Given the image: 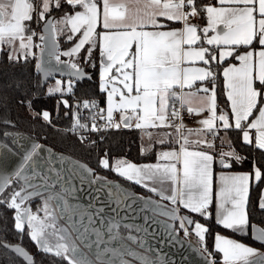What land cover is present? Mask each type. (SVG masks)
Returning a JSON list of instances; mask_svg holds the SVG:
<instances>
[{
    "label": "snow or ice",
    "instance_id": "snow-or-ice-1",
    "mask_svg": "<svg viewBox=\"0 0 264 264\" xmlns=\"http://www.w3.org/2000/svg\"><path fill=\"white\" fill-rule=\"evenodd\" d=\"M66 3L73 9L79 7L83 10L76 11L74 15H66L55 23L48 21L45 30L56 33L63 32L67 28L72 33L68 37L69 40H72L77 33H81V37L74 47L62 53L58 52L57 45L53 42L48 56L53 57L58 64H62L61 55L72 57L87 44L90 45L88 48L90 57L92 51L97 46L99 47L101 57L100 87L101 91H107L109 124L112 122L114 111H120L121 122L126 128L132 127L133 119L137 121L135 124L137 129L158 126L157 122L162 126L167 120L169 100L173 101L171 114L178 117L179 111L175 108V103L182 101L181 106H183V103H189V98L195 95L191 92L184 93L183 89L185 87L191 89L196 81L211 80L213 88L210 95H208L210 91L208 88L198 90L206 94L204 97L205 107L195 111L197 114L205 110L210 112L209 118L202 120L201 123L213 135H215L214 122L217 119L222 121L224 129L232 127L226 114L217 117L215 75L211 69L182 67V64L186 62L203 61L205 65H209L211 61L217 60V56L212 53L210 48L195 47L201 40V36L197 35V26L189 23V17L198 14L195 0H123L118 4H113L110 0H102V11L96 0H66ZM218 3L221 5L220 7L209 5L203 9L207 13L208 26L202 31L207 45L220 49L219 61H223L226 57H232L237 47L251 46L257 38L262 48L256 53L247 51L237 54L235 59L240 62V66L225 68L223 76L227 99L230 101L231 112L234 115V127L243 130L245 143L252 144L249 132L244 130V122H247V128L256 130L255 147L264 150V0H218ZM240 5L243 7H239ZM55 6L60 7L59 0H56ZM186 6L191 7L190 12L184 11ZM42 9L39 13L40 20H43L49 11L50 0H42ZM33 11L34 7L28 0H0V45L13 46L19 41L21 52L32 47L35 33L26 35L29 29L25 21L33 20ZM256 12L260 16L258 21L254 15ZM161 18L172 22H182L183 28L169 31L147 30L149 27L152 29L165 27L161 23ZM56 24H61L64 27L58 29ZM98 25L102 31H97ZM209 31L214 32L215 35L208 37ZM40 39L45 40V36H40ZM41 51L43 52V49ZM25 54L31 53L25 52ZM254 56L258 57L255 61ZM9 59H16L15 49ZM70 67L74 70L71 75L83 77L84 74L76 63H71ZM254 68L256 69L255 75ZM50 74L51 72L46 71L45 78ZM257 81L260 85L259 89L255 86ZM56 84V88L49 89V94L61 91L60 81L57 80ZM109 85H111L110 91H108ZM117 85L122 87H117ZM176 89L181 90L180 94ZM68 91H72L71 84H69ZM116 96L119 97L118 101L115 99ZM64 103L67 105L66 101ZM28 106L31 107L30 101ZM83 106L85 108L96 107V103L93 101L89 104L85 101ZM187 111L191 113L194 109L188 107ZM42 116L45 121L50 122L47 111H44ZM250 118L252 119L250 120ZM114 126L118 129L120 124L117 123ZM86 127L77 119L70 131L75 133L78 128ZM181 127L182 125H178L177 131ZM91 130L98 131L95 123ZM84 139L86 138L81 137V142ZM189 143L185 138L179 153L175 151L161 152L158 159L167 162L164 164L158 162L137 165L124 159H117L110 166L109 160L105 156L100 160V165L105 169L110 168L128 181L147 188L160 196L161 199L169 200L173 205L179 202L184 209L207 219L211 215L209 208L212 204L213 156L204 151H189L186 147ZM199 143H203V141ZM207 146L213 147L211 143H208ZM40 150L41 146L36 144L32 146L31 151L26 152L19 170L15 173L17 179L24 180V184L19 190H14L11 193L9 200H0V203H7L8 208L16 210L15 228L19 232H23L27 225L30 239L39 250L61 257L67 261V264H130V261L125 257H131L142 264H152L147 257L123 243V238L119 233L122 218L118 211L115 216L108 219L106 224L104 218H101V225L106 229L108 237L105 239V231L91 227L95 224V220L88 209L69 205L58 193H54L44 202V207L40 210L44 212L43 218L32 213L28 208L22 209L21 206L25 201L34 195H39L36 190L28 191L29 188L35 189V186L24 174L30 170L34 177L40 176V172L36 171L38 165H35L34 160ZM220 155L222 157L221 164L225 167L230 165L225 163L223 157L241 159L234 152H221ZM57 159L62 164L68 165L66 171L72 175H78L81 172L87 173L89 184H97L102 179L101 177H97L95 180L91 179L92 170L87 165L72 160L70 157L59 156ZM64 172V169L49 168L42 177V187L54 189L59 185L62 190L67 191L65 186L70 181L66 179ZM255 178L256 180L261 179L259 170L255 172ZM220 179L224 186L221 187L217 195L216 223L224 229L247 234L249 220L246 198L249 176H221ZM149 181L151 184L148 183ZM11 183V179L0 180V195L7 187L11 186ZM168 183L171 184V194L165 195L167 191L165 185ZM154 185H160V187L157 188ZM100 187L110 189L109 195L116 197L115 203L118 207L124 200L135 201L136 199L123 191L118 184L112 185L105 182L100 184ZM49 200L57 203L60 208L59 214L50 208ZM61 201H63L62 204ZM143 203L148 206L155 202L143 201ZM259 207L264 210V198L260 200ZM103 212L104 209L100 208L96 210L95 214L99 215ZM163 214L171 215L174 219L178 218L176 209ZM74 215H79V223L72 220ZM85 216L87 224L84 223ZM59 219H64L68 227H59ZM185 221L189 225L193 224L191 219L183 217L180 218L181 228H184ZM124 226L132 227L131 225ZM69 228H71V232H69ZM184 231L187 235V228H184ZM207 231L206 227L195 222V234L201 242L205 240ZM73 233L83 247L78 246L76 241L72 240ZM49 235L56 236L58 243L55 246L49 243L47 238ZM127 239L136 242L134 236H129ZM255 239L264 241V230H261ZM114 242L115 246H111ZM102 244L103 248H101ZM140 246H144L143 241ZM215 249L223 254L224 264H236L239 261H243V264H251L247 258L255 255L252 247H247L219 234L215 237ZM11 250L22 257L27 264H34L33 258L24 248L16 246Z\"/></svg>",
    "mask_w": 264,
    "mask_h": 264
},
{
    "label": "trees",
    "instance_id": "trees-1",
    "mask_svg": "<svg viewBox=\"0 0 264 264\" xmlns=\"http://www.w3.org/2000/svg\"><path fill=\"white\" fill-rule=\"evenodd\" d=\"M210 4H216V0H195V7L198 13L197 18L200 24L206 22L207 13L203 9ZM79 9L81 8L77 7L73 9L66 3V0H61L60 7L57 8L53 4L50 11L46 13L45 19L43 21L39 20L38 26L35 25L34 11L32 13L33 20L26 22V25L30 24V30L32 32H34L35 26L36 30H41L44 21L48 17L53 16L54 21L60 20L66 15L74 14ZM175 24L177 23H172V25ZM63 27L61 25V28ZM70 35L65 28L60 35L58 34L56 36L61 42V51L70 48L78 39V35H75L72 40H69L68 37ZM253 44L256 46L257 42L255 41ZM89 47L90 45L86 44L75 56L66 57L61 55L60 59L70 63H76L78 67H84L91 74L90 80H75L73 88L80 99L84 97H100L104 101V91H101L100 88L99 69L101 57L99 47L97 46L92 51L90 57L88 55ZM247 48L249 46H240L237 51ZM10 54L11 51L8 45H1L0 120H7L14 123L20 132L38 139L55 151L84 162L109 177L118 178V175L110 170V168L105 169L100 165V160L105 158V156L109 160L110 166L117 159H124L136 164L157 161L159 149L162 145H155L152 148H148L143 134L136 129L122 127L106 131L102 134L101 138L99 135L90 132L86 136L87 140L81 142L80 137L70 131L73 126L72 123L75 121L73 108H80L79 104L77 106V101L73 97L64 99L58 92L49 94L48 86L51 81L45 86H42L40 71L36 69V57L34 53L16 55V59H9ZM233 61H235V58L231 57L223 62H215L210 66L211 71L215 75L217 105L227 114H230V109L223 83L222 68ZM205 82L213 85L211 80H206ZM29 101L31 102V107L28 106ZM65 101L67 105H65ZM44 111L49 113L50 122L43 119L42 113ZM224 131L226 132L228 142L222 140L221 134ZM212 145L213 147L210 149L215 157L216 172L221 169L248 171H254L255 167L260 169L261 179H254L250 187L247 211L249 224H257L264 228V210H261L259 207L264 188V150L257 149L254 140H252V144L245 143L243 131L236 128H229L227 130L220 128L218 130L217 140ZM221 152H234L241 159L237 160L235 157H223L225 163L230 165L229 167H225L219 163V160L222 159ZM126 184L136 190L135 187L137 186L132 182L126 181ZM143 193L148 192L143 189ZM9 197L10 190L7 189L0 195V200L7 201ZM209 209L211 214L210 218H204L203 221L208 226V237L206 239L211 250H214L213 240L214 234L217 232L242 239L255 247L264 249V242L258 241L250 235H239L232 230H227L217 225L214 214V198H212V204ZM15 213L16 210L8 208L7 203H0V264H27L22 257L11 250V246L17 245L22 246L27 251L33 258L34 264H67L65 259L39 250L37 245L30 239L29 229L27 227L24 228L23 232H19L15 228Z\"/></svg>",
    "mask_w": 264,
    "mask_h": 264
},
{
    "label": "crops",
    "instance_id": "crops-1",
    "mask_svg": "<svg viewBox=\"0 0 264 264\" xmlns=\"http://www.w3.org/2000/svg\"><path fill=\"white\" fill-rule=\"evenodd\" d=\"M60 1L61 0H59V3H60ZM28 2L32 4V0H28ZM96 2L98 3V6L101 8V11H102V7H103L102 0H96ZM110 2L113 3V4H118V3L123 2V0H110ZM55 3H56V0H50V9H51L52 5L55 4ZM210 6L220 7L221 5H219L218 0H216V4H210ZM224 6L225 7H233L232 5H224ZM239 7H243V5H240ZM256 7L258 9V2L256 4ZM187 8H184V11L185 12H190L191 11V7L187 6ZM50 9H49V11H50ZM82 10L83 9L81 8L78 11H82ZM74 14H72V15H74ZM254 15H256V19L258 21L260 19V16H259L258 12L254 13ZM26 22H28V21H25V24H26ZM54 23H55V21H54ZM161 23L164 24L165 27H163L161 29H152L151 27H149L147 30H149V31H151V30L169 31V30H179V29L183 28V23L182 22H172V21H167V20H164L163 18H161ZM172 23H177V24L172 25ZM189 23L193 24V25L195 24L194 23V19L192 17H189ZM205 23H201V24L203 25ZM196 25H197V35L201 36V40L197 43V45H195V47H201L202 46V47L210 48L212 53L217 56V60L216 61H211L209 65H205L203 63V61L186 62V63L182 64V67L210 68L211 69L210 66L212 64H214L215 62H223L224 60L231 58V57H226L223 61H219V51H220V49L216 48L215 46L207 45L205 37H204V33L202 31L205 27L201 28L200 24H196ZM27 26H28L29 31L26 32V35L32 33V30H30V24H27ZM220 27H222V26H220ZM66 31L69 32L72 35V33L67 28H66ZM97 31L98 32L102 31V28L99 25L97 27ZM56 34L58 35L59 32H56L55 35ZM76 35H78V39L75 41V43L70 48L61 51V53L65 52V51H69L72 47L75 46V44L78 42L79 38L81 37V33H77ZM255 41L257 42L256 46H254V44H252L251 46H249V48H247L245 50L237 51L238 48H239V47H237L235 49L234 54H233L232 57L235 58V56L237 54H243V53H245L247 51H252L253 53H256V52L262 50L261 46L258 43V38ZM34 43H35V38L33 36L32 47L29 50H25V52H30V53L33 52V50L35 49ZM0 47H1V45H0ZM8 47L10 48L11 53L15 49L16 55H25V52H21L19 50V41H17L15 43V45H13V46H9L8 45ZM75 55H73V56H75ZM256 59H258V57L254 56V61ZM231 66L239 67L240 66V62L235 59V61L226 64L222 68V74H223V71H224L225 68H228V67H231ZM255 71H256V69L254 68V75H255ZM50 81H52V80H50ZM205 81H203V82L196 81L193 84V87L191 89H189L187 87H185L183 89L184 93H189V92L195 93V95H193V96H191L189 98V101H190L189 103H183L185 108L191 107V108L194 109L193 112L195 114V120H193V121H187L186 120L184 122L185 126L188 129H192V130H187L184 133L183 140L181 142L178 141L177 130L174 127L175 117L171 114V111H170V108L173 105V101L172 100L168 101V104H169L168 116H167V120H166L164 125L161 126V125L157 124L158 126H154V127L150 126V127H146V128H143V129H137L135 127V124H136L137 121L135 119H133L131 121L132 127H130L129 129L139 130L143 134L145 143L148 145V148H152L155 145H162L161 148L159 149L158 157H159V154L161 152H165V151H175V152L179 153L181 145L184 143V139L185 138H187L188 141L190 142L189 144L186 145V147L188 148L189 151H204V152H206V153H208V154L213 156V163H212V198H214V208H215L214 209L215 210L214 214H215V219H216L217 202H218L217 201V195H218L221 187L224 186L222 184L221 179H220L221 176H224V177L239 176V175H248L249 176L248 192H247V198H246L247 199V204H248V197H249L250 187H251L252 181L254 179H256L255 178V172L257 170L260 171V169L258 167H255L254 171L231 170V169H221V170H218L217 172L215 171V157H214L211 149L207 145H208V143L213 144V142L215 141V139H213V138L217 137L218 132L215 131V135H213V133L208 131L207 128L201 123L202 120L209 118V116H210V112L209 111L205 110V111L199 112V114H197V111H195L196 109H200V108H204L205 107L204 97H205L206 94L203 93L202 91H198V90L199 89H203V88H208L210 90L208 95H210L211 89L213 88V85H211L209 83H206ZM100 82H101V80H100ZM223 83H224V87H225L224 76H223ZM257 83H258V81L255 82V86L259 89L260 85L257 84ZM176 91H177L178 94H180V92H181L180 89H176ZM225 92H226V95H227L226 87H225ZM104 102H105V105L107 106V91H104ZM216 102H217V99H216ZM176 103H182V101H177ZM228 104H229L230 114H227L224 110L219 108L218 105H217V109H216V114H217V117H219L222 114H226L228 116V118H229V123L232 125V127H230V128H235L234 127L235 120H234V115L231 112L230 101H228ZM120 114H121L120 111H114L113 118H112L113 126L116 123L120 124V122H121ZM126 114H130V113H126ZM105 116H106V119H107V108H106ZM251 119L252 118H250V120ZM244 123H245L244 130H247L249 132L250 139L254 140V143H255L256 130L247 128L246 127L247 122H244ZM122 127H124L123 123L121 124V126L119 128H122ZM218 127L224 129L223 128V123L219 119H217L214 122V129H216ZM114 129H117V128L114 126ZM225 130H227V129H225ZM9 133H11V132H9ZM9 133H7L8 137H10ZM221 135H222V140H224L225 142H228V138H227L226 132L224 131V133H222ZM176 137H177V144H176ZM10 139L12 140V138H10ZM161 141H163V142L161 143ZM200 141H203V143H199ZM15 151L16 150H15V147L13 145V142L11 144L7 140L3 141L2 139H0V180H3V178L7 176V175L4 174V172H6L7 167L10 168V164L12 162H14L13 159H14ZM2 154H5V159L3 161H2ZM161 161L162 160L157 159V161H155V162L146 163V164H156V163L161 162ZM162 162L167 163L166 161H162ZM134 164H136V163H134ZM226 164H228V163H226ZM137 165H143V164H137ZM178 167H180V165H178ZM90 168H91V170L93 169V172H94L95 169L93 167H91V166H90ZM80 180H81V177H80ZM101 182L102 183L107 182V183L112 184V185L117 184L113 179H110V178H107V177H103L101 179ZM148 183L151 184V181H149ZM93 186H95V185H93V184L90 185L91 188ZM154 186L157 187V188L160 187V185H154ZM104 188L106 189L105 192L108 194L111 202H112V200H114L113 201V206L118 208L117 204L115 203L116 197L109 195L110 189L108 187H104ZM165 188L167 189V191L165 192V195H170L171 194V184L170 183L166 184ZM121 189L123 191H125L126 193H128L131 197H135L136 198L135 201H133L132 199L124 200L123 203L121 204V207H125V208H128V209L129 208H137V209H139V212H140V216H141L140 218H142L143 220H148L149 222H151V218H153V214L156 213V210L158 209L157 205L154 203V204H150L148 206H145L143 201H147V200H144V196H143L144 194L134 193V192L128 190L127 188H122L121 187ZM85 190H87V189L84 188L81 191H85ZM150 193H151V191H150ZM153 194L156 195L155 193H153ZM95 196H96V192L92 193V197H95ZM156 196H150V197H146L145 196V197L148 200L150 199L151 201H154V202L156 201L155 199H157L159 201H162V200L166 201V199H161V197L158 196V195H156ZM262 198H264V188H263V191H262L261 199ZM79 201L83 202V200H81V199ZM247 204H246V210H247ZM228 206H230V205H228ZM176 207H178V209L179 208L184 209L182 207V205L179 204V202H177ZM184 211H187V212L191 213L187 209H184ZM209 212H210V209H209ZM247 214H248V211H247ZM156 219H157L158 226H159V219L157 217H156ZM195 222H199L201 225H203L204 227H206L208 229V226L203 221L199 220V221H195ZM195 222H193V224H192V227H191L192 229L195 228ZM159 228H161V226H159ZM253 229H255V231H253ZM261 230H264V228H262L261 226H259L257 224H252V225L249 224V226H248V234L247 235H244L243 233H240V232H236V233L239 234V235H242V236L250 235V236H252V238L255 239L256 236H259ZM161 232L163 233V231L162 230L159 231L158 240L154 241V245L158 246L157 249H158L159 253H139L142 256L147 257L148 260H150L152 262V264H202L203 262H208V261L210 262V264H216L215 260H214V258L212 256H210L207 253H204L203 250L200 247L196 246V245H195L196 249L190 248V249L186 250L185 248H182L183 247V244H182L178 248L180 250L182 249L183 253H176L177 252V248L176 247H177L178 244H177V241H175L174 253H168V250H166V247H170L171 245L169 243V239L167 237H165V236L163 237ZM217 234H219L221 236H224L225 238L235 240L238 243H242V244H244L247 247H252L254 249V251H255V255L249 256L247 258L248 261H250L251 264H264V249L255 247V246L243 241L242 239H239V238H236V237H233V236L221 233V232L215 233L214 234V240H213V247H214V251L216 252L215 255H216V257L219 260V263H217V264H224V262H223V254L218 252L215 249V237H216ZM181 236H183V235H181ZM183 238L185 239L186 237L183 236ZM256 240H258V239H256ZM148 241H149V239H148ZM258 241H260V240H258ZM261 242H264V241H261ZM147 247H150V246L147 245ZM164 247H165V249H164ZM150 248L148 249L149 251H150ZM197 249L200 252H202V253H200ZM125 258L128 259L129 257H125ZM141 264H142V262H141ZM236 264H243V261L236 262Z\"/></svg>",
    "mask_w": 264,
    "mask_h": 264
},
{
    "label": "flooded vegetation",
    "instance_id": "flooded-vegetation-1",
    "mask_svg": "<svg viewBox=\"0 0 264 264\" xmlns=\"http://www.w3.org/2000/svg\"><path fill=\"white\" fill-rule=\"evenodd\" d=\"M31 53H33V52H31ZM9 132L16 133V132H20V131L17 129V127L14 123L9 122L7 120H0V139H2L3 141L7 140L11 144L13 142V145H14L15 150H16L15 152L21 156H23V154L25 155V152L31 151L32 148L29 149L26 142L22 141L21 139L19 140L16 137L15 138L14 137H8L7 133H9ZM10 138H12V140ZM39 143L44 144L41 141H39ZM52 150H53L55 155L53 154ZM52 150H46L44 152L43 149H41L39 151L38 155L36 157H34L35 165H38V167H36V171L40 172L39 177H34L33 173L30 170L25 172V174H24L26 177H29V182L35 186V189L29 188L28 191L32 192V191L36 190L39 192V195H34L31 199H29L28 201H25V203L21 207H22V209L23 208L30 209L32 213L37 214L41 218L44 217V212L40 211L44 207V202L46 200H48V198L51 195H53L54 193H58L61 196H63L64 200H66L69 205L75 206V207L80 208V209H88V211L93 214V219L95 220V224L92 225L91 227L100 228L102 231H105V239H107L108 237H107L106 229L104 227H102V225H101V218H104V221L106 224L108 222V219L111 218L112 216H115L117 214V211H118L119 216L122 218L121 219V226L119 228V233H120V236L123 238V243H125L126 245H128L129 247H131L134 251H136L138 253H159L158 249H157L158 246L154 245V241L158 240V238H159L158 234H159L160 230H162L163 233L165 234L164 235L161 232L162 236L167 237L169 239V243L171 245L170 247H166V250H168V253H174L175 241H176V237H175L174 232H177L179 235L180 234L182 235V229L185 228V225L187 226V228L192 230V228H190L188 226L186 221L184 222V228H181V226H180V218H182L181 214H186L188 216V218L191 219L193 222L199 221V220L203 221V219L205 218L199 214H194V213L192 214V213H189L187 211L184 212V211H182V208L178 209V207H176V205H174V207L172 209L177 210L178 218L174 219V218H172V216L169 215L166 217V219H163V218H161V214L159 212L160 207L163 205V202L159 201L157 199H155L156 200L155 204L159 207H158V210L156 211V213L153 214V218H151V222H149L148 220H143L142 218H140L141 217L140 212H139V209H137V208H129L128 209L125 207H121V205L118 208H116L113 206L114 200H112V202H111L108 194L105 192L106 189L100 187V184H102L101 181L97 184H93L95 186H93L91 188L90 185H92V184L88 183L89 177H88L87 173L81 172V174H78V175H72L71 173H68L66 171L68 165L62 164L57 159L59 156H61L62 153L55 151L54 149H52ZM64 157L69 158L67 156H64ZM70 158L72 160L82 162V161H79L78 159H76L74 157H70ZM2 159H5V154H2ZM20 166H21V164H20ZM20 166L16 169V171L12 174V176L10 178L12 180L11 186L7 187L4 190V191H6L7 189H9L10 190V196L14 190H19L21 188V186L24 184V180L22 178L17 179L15 176V173L19 170ZM49 168H55L57 170H61V169L65 170V172H64L65 177H66V179H69V181H70L65 186L67 188V191L62 190L59 185H57L54 189H45L44 187H42V184H43L42 177L44 175V172H46ZM88 168L90 169V167H88ZM80 177H81V180H80ZM96 177H101V178L107 177V178L113 179L118 185H120V187L127 188L128 190H130L134 193H140V192H138L140 187H141L140 185H137V184L132 182L133 184H135L137 186V187H135L136 190H134L133 188L129 187L126 184V181H128V180H126L120 176H118V178H113V177H109V176H107L101 172L98 173L95 170L93 172V169H92L91 179L95 180ZM128 182H131V181H128ZM49 183H51V181H49ZM84 188L87 190L81 191ZM141 189H144L148 192V193H144V195H143L144 200L151 201L150 199L148 200L146 197L156 196L152 192L150 193V191L144 187H141ZM94 192H96V196L92 197V193H94ZM9 199H10V197H9ZM80 199L83 200V202H80L79 201ZM60 203L62 204L63 201H61ZM49 205H50L51 209H54L59 214L60 208L57 206V203L55 201L49 200ZM100 208H103L104 212L100 213L99 215H96L95 214L96 210L100 209ZM114 210H116V211H114ZM156 217L159 219V226H161V228H159V226H158V222H157ZM72 220L74 222L79 223L80 222L79 215H74L72 217ZM84 223L87 224V217L86 216L84 218ZM124 225H131L132 227H125ZM58 226L59 227H68V225L65 223L64 219L58 220ZM25 227H27V225H25ZM137 229H140V230L138 231ZM71 231H72L71 228H69V232H71ZM129 236L136 237V242L128 240L127 237H129ZM206 237H208V233L205 234V240H206V244H207ZM47 238L49 240V243L53 246H55L58 243L57 238L54 235H49ZM94 238L95 237L93 236V239ZM148 239H149V241H148ZM72 240L76 241L78 246L83 247L82 245H80V242L76 240V236L74 233L72 234ZM141 241H143V244H144L143 247L140 246ZM147 245H149L151 248L147 247ZM111 246H115V242ZM103 247H104V245L102 244L101 248H103ZM149 248H150V251L148 250ZM164 249H165V247H164ZM84 250L87 251V249H84ZM203 252L212 256L214 258L216 264L219 263V260L215 255L216 252L214 250H211L209 248L208 244H207V251L203 250ZM128 260L130 261V264H141L140 261L133 260L131 257H129Z\"/></svg>",
    "mask_w": 264,
    "mask_h": 264
},
{
    "label": "built area",
    "instance_id": "built-area-1",
    "mask_svg": "<svg viewBox=\"0 0 264 264\" xmlns=\"http://www.w3.org/2000/svg\"><path fill=\"white\" fill-rule=\"evenodd\" d=\"M34 4V21H35V25L38 26L39 24V8H38V3L35 5L34 0L32 1ZM187 8V6L185 7ZM188 9V8H187ZM39 32L38 35H34L35 37V43H34V56L36 57V69H39V58H40V52L41 49L43 48V41L40 39V36H44L42 29L41 30H37ZM35 32V30H34ZM60 81V89L61 91H59L58 93L62 96V97H73L75 99V101H77V106L78 104L80 105V108L78 109V107H74L73 109V117L75 119V121L72 123L74 124L76 122L77 119H79V122L81 124L86 125V128H78L77 131L75 132V134L78 135V137H84L86 138V136L90 133L93 132L97 135H99V137H102V134L106 131H110V130H114V126L113 123L111 122V124H109V121L106 119L105 116V112H106V106H105V102L100 98V97H93V98H88V97H84L81 98L76 94V92L74 91V83L75 80L70 78V77H55L53 78V81ZM69 84H71V88L72 91L69 92L68 91V87ZM87 101L89 102V104H91L93 101L96 103V107H89V108H85L84 102ZM182 103H175V108L179 111V116L175 117L174 120V127L177 130V126L178 125H182V127L179 129V131H177V137H178V141L181 142L183 140V135L187 130H192V129H188L184 122L187 121H193L195 120V114L194 112H188L187 108L183 106H181ZM101 110H103L101 112ZM170 111H172V106L170 108ZM93 117H95V120H93ZM103 117V118H101ZM93 123H95L98 131H92V125ZM72 128V127H71ZM218 130H220V127L216 128L215 131L218 132ZM198 131V130H197ZM217 137H214L213 139H216ZM87 139H84V141ZM185 228H187V226L185 225ZM188 230V234L185 235V231L184 229H182V234L186 236V238L192 242L193 244H195L196 246L200 247L202 250L207 251V244H206V240H204L203 242H201L199 240V238L196 236L195 232H193L191 229L187 228Z\"/></svg>",
    "mask_w": 264,
    "mask_h": 264
},
{
    "label": "water",
    "instance_id": "water-1",
    "mask_svg": "<svg viewBox=\"0 0 264 264\" xmlns=\"http://www.w3.org/2000/svg\"><path fill=\"white\" fill-rule=\"evenodd\" d=\"M48 21H52L54 23V17L53 16H50L48 17L43 25H42V31H43V34L45 36V40H43V52L41 51L40 52V58H39V71H40V75H41V84L42 86H45L50 80H52L53 78L55 77H60V76H63V77H70L74 80H78V81H84L86 79L90 80L91 79V74L89 72H87L85 70L84 67H79V69L83 72V77H77V76H74V75H71V73L74 71L71 67H70V62L68 61H65V60H61L63 61L62 64H58L57 61L53 58V57H49L48 56V52L53 44V42H55V44L57 45V50H59L60 48V45H61V42L60 40L57 39L55 33H50L49 31H46L45 30V26H46V23ZM49 60L51 61L49 63ZM59 69V70H57ZM46 71H49L51 72L50 75L47 76V78H45V72ZM10 137H16L17 139H21L22 141L26 142L27 145H28V148L31 149L33 145H40L41 146V149H43V151L45 152L46 150H52L50 147H48L47 145L45 146L44 144L42 143H39L38 139L34 138V137H31L30 135L28 134H25V133H22V132H16V133H13L11 132L9 134ZM53 152V150H52ZM56 153V152H55ZM26 154V152H25ZM54 154V152H53ZM59 154V153H58ZM55 155V154H54ZM67 156V157H72V156H69V155H66L64 153L61 154V156ZM24 154L23 156L19 155L18 153L15 152V155H14V162H12L10 164V168L7 167V170L6 172H4L5 175H7L6 177L3 178V180L5 179H10L12 174L16 171V169L20 166V164L23 162V158H24ZM4 159H2L3 161ZM80 161V160H79ZM221 162V159L219 160V163ZM81 164L83 165H87L85 164L84 162H80ZM3 164V163H2ZM87 167H90L87 165ZM91 169V168H90ZM158 210V209H157ZM156 210V211H157ZM182 218L183 217H188L186 214H181ZM187 223V221H186ZM188 224V223H187ZM188 226L191 228L192 225H189ZM178 234V233H175V235ZM247 234H248V228H247ZM247 234H244V235H247ZM177 236V235H176ZM175 236V237H176ZM177 238V237H176ZM178 242L177 243V252L176 253H183L182 252V249L180 250L178 247L181 246L183 244V247L182 248H185L186 250L192 248V249H196V246L195 244H193L192 242L188 241L187 239H184L182 236L180 238H178ZM19 246V245H17ZM14 247L16 246H11V248L13 249ZM22 247V246H20ZM23 248V247H22ZM198 250V249H197ZM26 251V250H25ZM199 251V250H198ZM200 252V251H199ZM202 253V252H200ZM209 262V261H208ZM203 262L202 264H210V262Z\"/></svg>",
    "mask_w": 264,
    "mask_h": 264
},
{
    "label": "rangeland",
    "instance_id": "rangeland-1",
    "mask_svg": "<svg viewBox=\"0 0 264 264\" xmlns=\"http://www.w3.org/2000/svg\"><path fill=\"white\" fill-rule=\"evenodd\" d=\"M33 1V0H32ZM34 3H35V5L38 3V8H39V13L43 10L42 9V0H34ZM32 5H33V7H34V4H33V2H32ZM38 13V14H39ZM35 14V13H34ZM46 15V14H45ZM193 19H194V25H196V24H200L199 22H198V18H197V15L196 16H194V17H192ZM45 19V18H44ZM43 19V20H44ZM43 20H41V21H43ZM61 20V19H60ZM60 20H57V21H60ZM56 20H55V22H57ZM201 25V28L202 27H207L208 26V20L206 21V23L205 24H200ZM197 26V25H196ZM56 27H58V29L61 27V24H56ZM37 32H39V31H37L36 30V26H35V35L37 36L38 35V33ZM60 33L61 32H59V35H60ZM213 35H215V33L214 32H212V31H209L208 33H207V36L208 37H211V36H213ZM56 36H57V34H56ZM34 51V50H33ZM63 51V50H62ZM58 52H60L61 53V50H60V48H59V50H58ZM13 53V52H12ZM11 53V54H12ZM15 55H16V53H15ZM99 71H101V65H100V69H99ZM113 74H115V73H113ZM99 76H100V73H99ZM100 85H101V82H100ZM53 87L54 88H56L57 87V84H56V82L55 81H53V79H52V81L50 82V84H49V86H48V88L50 89V88H52L53 89ZM117 87H122L121 85H117ZM101 88V87H100ZM111 90V85H109V87H108V91H110ZM62 98H64V99H67V97H62ZM115 99L118 101L119 100V97L118 96H116L115 97ZM106 106V105H105ZM106 108H107V106H106ZM74 109V108H73ZM120 119H121V114H120ZM166 122V121H165ZM117 124V123H116ZM121 124H122V122H120V126H121ZM157 124H159V122H157ZM217 139V138H216ZM215 139V140H216ZM159 163H161V164H163L164 162H159ZM95 169V168H94ZM96 170V169H95ZM97 171V170H96ZM98 173H100L99 171H97ZM119 176V175H118ZM169 188V187H168ZM141 189V188H140ZM138 191V190H137ZM138 192H140L141 194H144L143 193V189H141V190H139ZM162 202H163V205L160 207V210H159V212H160V214H161V218H163V219H166V217L167 216H169V215H165V214H163L164 212H170L171 210H172V208L174 207V205L169 201V200H162ZM176 205V204H175ZM166 206V207H165ZM171 216V215H170ZM180 217V216H179ZM162 219V220H163ZM165 221V220H164ZM195 229V228H194ZM194 229H192V231L193 232H195V230ZM176 232H174V234H175ZM177 235V236H176ZM175 236L177 237L176 238V241H177V243H179L178 242V238H180L181 236L179 235V234H176ZM183 235V234H182ZM185 236V235H184ZM186 237V236H185ZM187 239V238H186ZM188 240V239H187ZM189 241V240H188Z\"/></svg>",
    "mask_w": 264,
    "mask_h": 264
}]
</instances>
